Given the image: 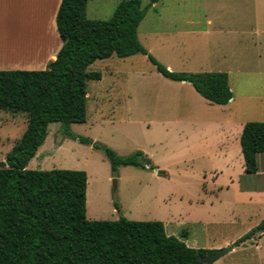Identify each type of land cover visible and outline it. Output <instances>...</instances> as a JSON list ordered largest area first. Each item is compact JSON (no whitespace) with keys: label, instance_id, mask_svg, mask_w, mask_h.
I'll return each mask as SVG.
<instances>
[{"label":"rangeland","instance_id":"374dc122","mask_svg":"<svg viewBox=\"0 0 264 264\" xmlns=\"http://www.w3.org/2000/svg\"><path fill=\"white\" fill-rule=\"evenodd\" d=\"M242 1L160 0L148 7L138 28L142 45L173 71L233 69L229 81L236 101L230 108L204 99L190 82L158 72L143 53L98 59L89 67L101 71L102 79L88 82L87 121L71 124L78 137L67 134L61 122L50 123L27 168L86 171L90 220L124 216L162 221L169 234L191 247H233L213 264H264L261 234L235 244L264 221V153L259 155L261 171L247 173L242 129L236 124L225 130L218 124L229 114L236 123L264 121V31L260 45L255 44L257 36L242 39L218 29L224 26L228 8ZM119 2L89 0L87 16L109 19ZM53 3L10 0L0 11V36L3 29L9 31L0 37V58H27L50 42ZM148 4L143 1V6ZM205 28L210 34L203 36ZM236 51L243 54L237 61ZM27 124L24 111H0V165ZM95 143L119 156L143 151L152 165H119L114 170L106 151Z\"/></svg>","mask_w":264,"mask_h":264},{"label":"trees","instance_id":"16d2710c","mask_svg":"<svg viewBox=\"0 0 264 264\" xmlns=\"http://www.w3.org/2000/svg\"><path fill=\"white\" fill-rule=\"evenodd\" d=\"M88 1L62 0L56 23L63 45L46 68L0 69V111L28 114L26 130L0 165V264H206L202 258L217 249L189 246L169 234L162 221L88 219L86 171L27 168L50 123L61 122L67 134L78 137L71 124L87 121L88 82L102 78L101 71L89 67L98 59L143 53L158 72L190 82L211 103L227 104L234 96L226 71H173L142 45L139 25L148 7L160 0H147V6L144 0H120L109 19L89 18ZM240 142L245 171L257 173L264 121L246 122ZM95 146L106 151L114 170L152 165L143 151L119 156L110 147ZM262 233L264 221L235 244Z\"/></svg>","mask_w":264,"mask_h":264},{"label":"crops","instance_id":"0c3cea01","mask_svg":"<svg viewBox=\"0 0 264 264\" xmlns=\"http://www.w3.org/2000/svg\"><path fill=\"white\" fill-rule=\"evenodd\" d=\"M61 2L62 0H54L53 8L49 17L50 22H49L48 35L50 34V40H49L50 42L46 41L45 46L43 48H40L38 53L29 56L27 58L25 57L14 58V60H7L6 58L5 59L0 58V69H38V68L44 69L51 61H53L56 58L59 50L63 45V40L59 34L56 23V16ZM9 3L10 0H0V11H4L5 8H8ZM12 4L14 5L15 8L16 6L14 1L12 2ZM225 17L226 18L224 19V26L218 27L220 32H228L229 34H239L242 37V39H249L257 36L258 42H255V44L260 43L261 45V40L259 39V35L261 34V31H264V0H243L240 6H237L236 8H232V9L228 8ZM213 23L214 20L212 19V17H208L207 24L212 25ZM8 32L9 31L7 28L3 29V34L1 33V36L4 35V33L8 34ZM209 32H210V28H205L203 31V36L209 35L210 34ZM242 55L243 54L241 51L240 52L236 51L235 61H237ZM231 71H233V69L231 70L230 68L226 72L230 74ZM183 82L188 83V81H184V80ZM235 101L236 98L234 95L229 103L218 104V105L222 106L223 108H230V106ZM233 116L234 114H229L228 116L225 117L224 121H221L218 124L221 126L222 129L225 130H231L237 124L238 126L237 129H242L243 131L246 121H241V122L239 121V123H236V118H234ZM207 153H209V150H207ZM225 153L228 156H231V153H229L228 151H226ZM260 154L261 153L257 154L258 162H259ZM260 171L261 169L259 167L258 172L255 174H258ZM262 237H264V233L261 234V238Z\"/></svg>","mask_w":264,"mask_h":264},{"label":"water","instance_id":"95a60500","mask_svg":"<svg viewBox=\"0 0 264 264\" xmlns=\"http://www.w3.org/2000/svg\"><path fill=\"white\" fill-rule=\"evenodd\" d=\"M232 249H233L232 246L224 247L222 249L217 250L215 253L202 258V261L206 264H213L215 261H217L219 258H221L223 255H225Z\"/></svg>","mask_w":264,"mask_h":264}]
</instances>
